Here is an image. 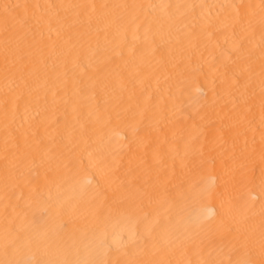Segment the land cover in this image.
I'll return each instance as SVG.
<instances>
[{
	"label": "bare ground",
	"instance_id": "1",
	"mask_svg": "<svg viewBox=\"0 0 264 264\" xmlns=\"http://www.w3.org/2000/svg\"><path fill=\"white\" fill-rule=\"evenodd\" d=\"M0 264H264V0H0Z\"/></svg>",
	"mask_w": 264,
	"mask_h": 264
}]
</instances>
